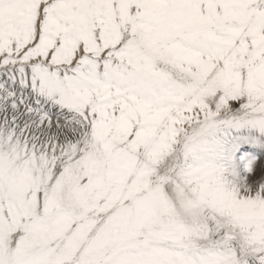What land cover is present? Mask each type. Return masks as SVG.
Returning a JSON list of instances; mask_svg holds the SVG:
<instances>
[{
  "label": "snow or ice",
  "instance_id": "1",
  "mask_svg": "<svg viewBox=\"0 0 264 264\" xmlns=\"http://www.w3.org/2000/svg\"><path fill=\"white\" fill-rule=\"evenodd\" d=\"M0 264H264V0H0Z\"/></svg>",
  "mask_w": 264,
  "mask_h": 264
}]
</instances>
